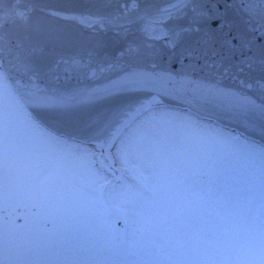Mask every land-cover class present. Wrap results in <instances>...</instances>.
Wrapping results in <instances>:
<instances>
[{
  "label": "snow or ice",
  "instance_id": "snow-or-ice-1",
  "mask_svg": "<svg viewBox=\"0 0 264 264\" xmlns=\"http://www.w3.org/2000/svg\"><path fill=\"white\" fill-rule=\"evenodd\" d=\"M188 6L187 0L165 8L133 0L135 19L127 16V4L118 19L142 26L151 39L175 43L183 39L182 32L166 36L156 27ZM254 7L248 5L250 11ZM34 8V4H24L19 10L0 12V54L15 52L14 59L24 74L14 81L0 62V193L20 189L27 206L47 208L54 223L60 220L74 227L80 222L78 205L69 203L67 193L69 189L81 191L78 178L86 169L91 177L85 190L91 208L115 207L129 212L137 236L158 238L155 251L141 250L134 254L136 259L112 264H264V145L256 147L219 126L225 118L245 126L259 121L264 135V80L259 83V102L243 90L139 68L121 69L123 74L102 88L50 93L40 86L39 68L32 59L41 49L29 46L33 34L40 30L32 23ZM193 10L203 15V6ZM83 19H92L94 27H106L110 22L103 16ZM261 21L264 24V9ZM12 26L23 29L14 45L7 39V29ZM118 27L129 34L124 25ZM133 46L138 52L140 44L135 39L129 41V52ZM25 50L28 54L21 55ZM261 64L264 66V58ZM250 87L248 81H241L242 89ZM141 89L178 97L188 107L176 113L163 107L155 96L123 103L103 121L92 122L93 135L87 143L63 138L27 113L31 104L70 112L106 96ZM22 117L26 134L20 129ZM240 144L250 156L243 189L228 194L206 188L204 170L229 162L221 149ZM153 177L159 181L158 188L149 183ZM54 179L59 182L53 183ZM32 256L31 251L19 250L8 234L0 242V264H40Z\"/></svg>",
  "mask_w": 264,
  "mask_h": 264
},
{
  "label": "water",
  "instance_id": "water-1",
  "mask_svg": "<svg viewBox=\"0 0 264 264\" xmlns=\"http://www.w3.org/2000/svg\"><path fill=\"white\" fill-rule=\"evenodd\" d=\"M177 0H140L165 8ZM188 7L179 16L164 18L157 32L170 36L182 32L183 39L166 42L151 39L142 26L129 24L119 18L129 5L127 16L135 19L131 7L133 0H3L0 12L19 10L24 4H34L31 11L33 25L39 31L33 34L29 46L37 45L41 51L32 57L40 72L39 84L50 93L84 91L102 88L123 74L121 69L139 68L152 73L167 74L179 79L185 77L225 89L243 90L253 94L259 102V83L264 80V24L261 21V0H187ZM255 7L250 11L249 4ZM203 6V15L193 9ZM103 16L106 27H94L93 20L83 18ZM118 25L129 29L126 36ZM7 39L12 45L22 36L23 29L9 27ZM140 44L129 52V41ZM21 55H27V50ZM13 52L0 54V62L10 71L12 79L24 78ZM11 61V62H10ZM76 63H73V62ZM251 64V67L248 65ZM109 65L115 68L109 69ZM244 71L240 72L239 68ZM95 73V75H93ZM241 81L253 87L241 88ZM153 96L166 106L187 109L178 97L161 95L156 90H136L106 96L70 112L46 108L38 104L27 107L33 118L54 130L59 136L87 143L93 135V121H103L123 103L151 99ZM219 125L235 130L248 139L264 145V135L255 126H245L228 119Z\"/></svg>",
  "mask_w": 264,
  "mask_h": 264
},
{
  "label": "rangeland",
  "instance_id": "rangeland-1",
  "mask_svg": "<svg viewBox=\"0 0 264 264\" xmlns=\"http://www.w3.org/2000/svg\"><path fill=\"white\" fill-rule=\"evenodd\" d=\"M167 109L176 113H183L175 109ZM20 129L22 134H26L28 132L23 117L20 121ZM241 140L246 141L250 144H254L256 147H259V145L252 141L243 138H241ZM221 150L225 151L228 154L229 162L218 163L215 168H206L202 177L203 181L205 182L204 186L206 188L210 187L211 189H213V191H219L228 194L238 193L244 187L243 180L247 171L246 165L250 159L248 149L244 146V144H240L228 149ZM90 181L91 177L88 174L87 170H82V173L78 178V183L80 185L81 191L73 193L72 190L69 189L67 193L69 203L73 206L78 205V207L76 208V211L78 213L81 210L95 212L96 214L100 215L101 219H107V216L110 214L109 211L115 210V231L116 222L121 219V217H123L124 221H126V227L122 231L121 243L112 250L107 251L102 249H95L94 247L90 246L89 241H69L67 243H63L62 247L57 249L56 253L53 252V254H55L56 259H58V262L68 264V262L71 261L85 260L88 261L89 264H91L92 261H98L101 262V264H104V262L112 264V262L115 261L136 259V256L134 254L140 252L141 250L151 248L153 251H155L156 249L154 244L158 242V238L146 236L141 239L139 236H137L132 223L133 217L129 212L123 211L115 207L97 206L93 209L89 206L85 190L89 185ZM58 182L59 181L55 179L53 181V183ZM149 183L153 188H158L159 181L155 177L151 178L149 180ZM3 194L7 195L9 193H0V199H2ZM11 194L23 195L20 189H16ZM8 201L9 199L6 202ZM240 227H242V225ZM99 229H96V234H94V236L99 237L98 241H102L103 244H107L108 241L115 242L116 239L112 238V234H114L112 231V227L110 229L111 232L109 233L106 232L107 227H105V229H103L102 227V231H99ZM78 232L79 231L73 233L75 236H79L80 234L77 235ZM68 233L72 232L68 231ZM3 236L4 234L0 233V242L3 241ZM95 241H97V239ZM16 247L21 251H29L25 242L21 243L20 245H16Z\"/></svg>",
  "mask_w": 264,
  "mask_h": 264
},
{
  "label": "flooded vegetation",
  "instance_id": "flooded-vegetation-1",
  "mask_svg": "<svg viewBox=\"0 0 264 264\" xmlns=\"http://www.w3.org/2000/svg\"><path fill=\"white\" fill-rule=\"evenodd\" d=\"M11 198L12 202L5 203L4 199ZM2 206V208H1ZM10 206H14L16 212L10 211ZM107 219H101L100 215L91 211H79L80 222L74 227L66 226L62 221L53 222V217L47 208H32L27 206L26 198L23 195H3L0 199V233L12 234L15 245L26 243L29 251L33 252L32 260L40 264H64L59 263L55 254L63 243L69 241H89L90 246L97 250H112L121 243L122 234L115 233V210L109 211ZM121 217V216H120ZM123 217L116 222L119 229L125 227ZM100 227V229H99ZM107 227V233L113 228L112 238L115 242L108 241L103 244L98 241L99 237L94 236L96 229L102 231ZM68 231L72 233H68ZM75 236L74 233L77 232ZM74 232V233H73ZM97 239V241H95ZM53 244V245H52ZM99 252V251H98Z\"/></svg>",
  "mask_w": 264,
  "mask_h": 264
}]
</instances>
